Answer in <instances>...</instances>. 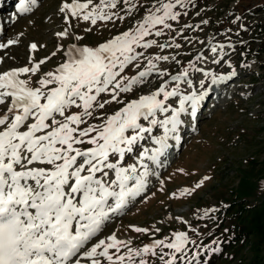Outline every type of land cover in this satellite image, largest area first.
Listing matches in <instances>:
<instances>
[{
	"label": "rangeland",
	"instance_id": "1",
	"mask_svg": "<svg viewBox=\"0 0 264 264\" xmlns=\"http://www.w3.org/2000/svg\"><path fill=\"white\" fill-rule=\"evenodd\" d=\"M16 1L3 6L8 25L0 35V45L4 44L0 47V74L39 64L35 74L28 72L17 77L32 88H39L40 79H46L49 72L55 73L68 60L70 49L96 48L124 32L134 33L144 17L155 11L154 6L159 7V0H75L89 3V7L73 16L61 9L74 0H34L30 9L14 20L11 13ZM170 2L174 4L176 19H167L168 27L148 28L149 35L140 44L152 46L133 45L131 55L137 58L126 64L117 80L136 77L141 71L148 75L129 92L117 89L120 103L112 100L110 86L97 96L90 109L92 115L84 117L86 123L79 125L80 129L101 125L127 103L162 85L168 92L177 90L175 96L164 101L165 111H157L156 125L139 121L151 127V132L144 133L131 151L111 154L106 163L112 167H102L96 173L107 184L116 179L117 168L135 167L136 172L128 175L137 178L147 171L143 189L127 200L124 210L110 214L86 249L99 240L107 242L114 235L124 244L119 245V252L109 249V255L114 260L124 256L123 264H139L140 259L146 264H165L173 257L174 264H264V242L252 235L232 240L239 227V206L252 209L244 212L241 219L247 213L264 211V0ZM101 11L110 18L97 19L95 24L83 19L88 12L98 15ZM156 14L163 15V10ZM157 31L162 34L155 35ZM65 32L67 35H59ZM165 56L167 60L154 59ZM149 60L154 68L149 66ZM177 76L180 80L174 81L172 78ZM192 94L203 97L195 115L190 102H185L184 111L179 112L181 98ZM158 98L163 99V95ZM105 101L111 102L99 108ZM5 110L6 105H0V113ZM81 112L82 107L73 105L65 110V115ZM173 112H179L176 131L167 133L162 154L149 159L159 148L155 141L165 137V127L171 128L164 121L170 120ZM83 139L87 141L88 137ZM74 147L84 151L93 146L83 143ZM79 162L82 158H78ZM134 184V180H129V187ZM135 228L146 231L136 232ZM178 232L187 237L181 252L158 246L154 255L133 254L129 261V249L139 250L159 240L171 242ZM97 259L109 264L104 257ZM81 264L91 261L83 260Z\"/></svg>",
	"mask_w": 264,
	"mask_h": 264
},
{
	"label": "snow or ice",
	"instance_id": "2",
	"mask_svg": "<svg viewBox=\"0 0 264 264\" xmlns=\"http://www.w3.org/2000/svg\"><path fill=\"white\" fill-rule=\"evenodd\" d=\"M180 2L176 0V4ZM89 3H76L74 0L72 4H65L61 11L67 9L76 16L87 9ZM173 7L170 0L167 3L159 0V7L154 6L155 11L144 17L134 33L124 32L96 48L70 49L68 60L55 73L49 72L46 79H40L39 88L29 87L27 81L17 78L28 72L35 74L39 64L31 69L20 68L0 74V105H6V110L0 113V264H81L83 260L101 264L97 257L106 258L109 264H123L124 256H117L114 260L109 255V249L119 252V245L124 244L114 235L109 236L107 242L99 240L87 249L86 245L97 235L110 214L119 213L129 198L139 194L147 171L137 178L128 175L136 172L135 167L117 168L116 179L107 184L98 179L96 173L102 167H112L106 163L111 154L131 151V146L144 133L151 132V127H145L139 121L143 119L150 125H156L157 111H165L164 101L175 96L177 90L168 92L162 85L155 92L127 103L101 125H89L84 129L79 125L86 123L84 117L92 115L90 109L97 96L108 91L110 86L112 100L120 103L116 90L129 92L134 84L148 75L141 71L136 77L117 80L126 64L137 58L131 55L133 45L152 46L150 43L140 44L149 35L148 28L156 25L168 27L165 21L176 19ZM161 10L163 15H157ZM109 18L102 11L98 15L92 12L83 15V19L91 20L92 24L97 19ZM161 34L159 31L155 33L157 36ZM32 48L35 49L36 45L33 44ZM154 59L167 60L168 57ZM149 66L155 67L151 60ZM125 79L127 83H124ZM172 79L179 81L180 77ZM161 94L163 99L158 98ZM201 99L202 96L195 94L183 96L179 112L184 111L185 102H190L194 116ZM78 100L80 104H77ZM110 102L100 103L99 108ZM73 105L82 107V112L66 116L65 110ZM179 112H173L171 119L164 121L165 126L170 124L171 128L165 127V137L155 141L159 148L149 159L155 160L162 154L167 133L175 132L180 123L177 118ZM57 116L64 119L58 120ZM84 137H88L87 141ZM83 143L93 147L84 151L74 147ZM78 158H82V162L78 163ZM140 159H144L143 154ZM36 164L50 167H34ZM85 172L86 175L82 174ZM129 180L135 181L131 187ZM110 199L112 203H109ZM134 231L146 230L135 228ZM174 237L168 243L159 240L139 250L129 249V261L133 254L141 256L152 252L154 255L153 250L158 246L181 252L187 237L182 232L175 233ZM139 264L146 262L140 259ZM165 264H174V257Z\"/></svg>",
	"mask_w": 264,
	"mask_h": 264
},
{
	"label": "trees",
	"instance_id": "3",
	"mask_svg": "<svg viewBox=\"0 0 264 264\" xmlns=\"http://www.w3.org/2000/svg\"><path fill=\"white\" fill-rule=\"evenodd\" d=\"M252 209L246 208L244 206H239L237 216L239 222V227L234 231V237L232 240L240 241L243 237L254 238L259 242H264V211L262 213H247L242 219L240 218L244 212H250Z\"/></svg>",
	"mask_w": 264,
	"mask_h": 264
},
{
	"label": "bare ground",
	"instance_id": "4",
	"mask_svg": "<svg viewBox=\"0 0 264 264\" xmlns=\"http://www.w3.org/2000/svg\"><path fill=\"white\" fill-rule=\"evenodd\" d=\"M2 2H3V5H8L9 3H8V1H10V0H1ZM33 0H23V2H19V3H22L23 4V11L24 10H28V9H30V2H32ZM16 4L17 3H15L14 4V6H13V8L15 9V6H16ZM15 17H17V16H15ZM17 19V18H16ZM36 22V21H35ZM36 24V23H35ZM6 25H8V24H6V21H5V19H0V29H4L5 27H6ZM35 26V25H34ZM32 28V27H31ZM34 28H36V27H34ZM5 30V29H4ZM36 31H37V29H36ZM29 33H30V31H29ZM33 33V32H32ZM31 33V34H32ZM37 33V32H36ZM38 34V33H37ZM2 45H4L3 43H2ZM213 107V106H212ZM192 123H190V125H191ZM193 125V124H192ZM166 152V151H165ZM127 204V203H126ZM126 206V205H125ZM183 212V211H182Z\"/></svg>",
	"mask_w": 264,
	"mask_h": 264
}]
</instances>
